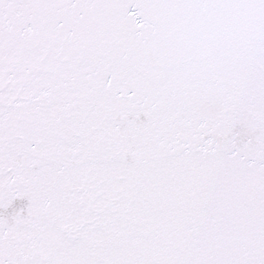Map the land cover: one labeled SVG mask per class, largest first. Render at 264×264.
<instances>
[{
  "label": "snow or ice",
  "instance_id": "snow-or-ice-1",
  "mask_svg": "<svg viewBox=\"0 0 264 264\" xmlns=\"http://www.w3.org/2000/svg\"><path fill=\"white\" fill-rule=\"evenodd\" d=\"M0 264H264V0H0Z\"/></svg>",
  "mask_w": 264,
  "mask_h": 264
}]
</instances>
